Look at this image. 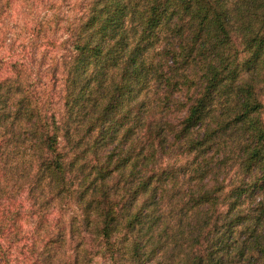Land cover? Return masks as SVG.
Wrapping results in <instances>:
<instances>
[{
	"label": "trees",
	"instance_id": "trees-1",
	"mask_svg": "<svg viewBox=\"0 0 264 264\" xmlns=\"http://www.w3.org/2000/svg\"><path fill=\"white\" fill-rule=\"evenodd\" d=\"M72 29L71 50L63 63L64 150L57 147L55 132L46 135V165L34 172L39 190L52 188L54 179V187L67 188L60 171L76 160L79 149L100 148L119 131L127 137L136 122L146 125L154 146L158 134L165 136L167 130L186 144L185 149L191 148L193 159H205V148L214 151L226 144L224 154L241 167H256L257 175L248 172L251 178H240L219 193L227 198L225 208L217 205L209 214L218 193L207 198L205 191L218 186L216 176L212 185L202 186L195 204L188 197L174 204L166 187L153 184L144 196H129V202L114 208L105 188L114 172L104 168L110 149L102 159L89 161L97 171L88 173L87 184L79 183L74 193L83 222L95 227L97 247L91 249V238L84 237L64 264H93L94 256L104 255L119 263L127 256L130 264H254L258 250L264 258L263 241L252 250L264 236V199L248 211L237 203L264 180V0H91ZM150 50L158 57H151ZM180 91L183 101L174 97ZM173 106L181 113L162 129L161 124L169 122L162 117L169 116ZM195 161L187 175L196 173L197 184H202L207 167H195ZM118 164L125 168L121 173L133 174L126 157ZM160 170L144 179L169 175ZM6 178L1 172L0 238L6 241L0 242V264H57L61 240L55 245L48 236L38 243V229L31 232L28 251L10 252L20 228V210L10 208Z\"/></svg>",
	"mask_w": 264,
	"mask_h": 264
},
{
	"label": "rangeland",
	"instance_id": "rangeland-1",
	"mask_svg": "<svg viewBox=\"0 0 264 264\" xmlns=\"http://www.w3.org/2000/svg\"><path fill=\"white\" fill-rule=\"evenodd\" d=\"M90 1L0 0V80H5L0 85V173L7 174L6 182L11 189L8 197L10 208L16 206L20 210V228L9 247L13 255H20L17 251L21 248L29 250L31 232L35 229L40 231L38 243L46 241L48 236L55 239V245L61 240L59 248L62 253L57 264L69 261L80 242L85 241L84 237L86 240L91 238L89 245L91 249H96L95 227L83 222L74 193L79 183L83 186L87 184L90 177L88 173L93 175L97 171V167H91L89 161H97L100 157L102 159L110 149L108 167L104 168L113 169L114 172L105 188L108 189L109 200L114 208L129 202V196L137 199L144 196V191L153 184L166 187L167 197L174 204L184 197L195 204L199 190H204L202 186L205 184L212 185L215 178L211 179L216 176L218 186L213 185L211 190L205 191L207 198L212 192L213 195L218 193L213 201L215 205L209 206V214L213 213L217 205L225 208L227 198L219 193L228 191L240 178H251L248 172L254 171L253 176L257 175L256 167H241L236 158L232 159L229 154H224L226 144L220 143L214 151L209 147L205 148V159L201 160V155L193 159L191 148L185 149L186 144L177 142L167 130L165 136L158 134L160 138H156L154 146L153 140L145 132L146 125L136 122L132 133L127 137H123V132L119 131L116 137L107 140L100 148H93L91 145L90 149H79L76 160L60 171L67 186L64 190L54 187L55 179L51 181L53 190L45 188L41 191L36 187L34 172L45 167V159L48 157L46 135L55 132L57 147L64 150L61 135L65 110L63 63L71 50L72 27L78 25ZM149 54L151 57H158L151 50ZM163 59H168L167 55ZM260 89L264 93V87ZM174 97L183 101L184 95L180 91ZM261 99L264 106V94ZM180 113L173 106L170 115L162 117L169 122L161 124V128L168 129ZM262 115L264 117V110ZM202 132L201 130L199 134L202 135ZM66 150L70 153L68 148ZM123 157L132 162L133 174L130 176L120 172L125 169L118 164ZM194 160L195 167H207L201 174L202 184H197L196 173L190 171L187 175L192 167L191 161ZM204 161L209 164L205 166ZM161 168L169 172L166 177L162 174L167 179L166 186L164 178L144 179L146 175H158ZM145 180L148 182L142 188L141 183ZM258 187L252 190L251 195L241 196L237 200L241 210L248 211L257 200L264 199V180L258 182ZM34 193L39 195L38 200L34 199ZM45 193L46 196H42ZM234 196L233 193L232 197ZM257 208L258 206L253 213L258 212ZM196 211L199 210L194 212ZM223 219L222 215L220 221ZM206 220L207 216L204 217V222ZM5 241V236L0 238L1 244H5ZM262 241L264 242V236L252 245V250L257 249ZM258 253L254 264H264L262 250H258ZM94 257L93 264L131 263L127 256L122 257L121 263L112 261L107 255ZM25 263L29 261L26 259Z\"/></svg>",
	"mask_w": 264,
	"mask_h": 264
}]
</instances>
